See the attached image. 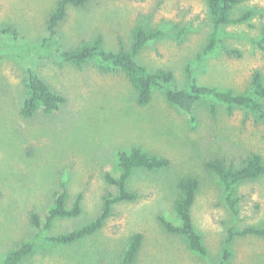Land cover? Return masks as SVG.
Wrapping results in <instances>:
<instances>
[{
    "label": "rangeland",
    "instance_id": "rangeland-1",
    "mask_svg": "<svg viewBox=\"0 0 264 264\" xmlns=\"http://www.w3.org/2000/svg\"><path fill=\"white\" fill-rule=\"evenodd\" d=\"M59 1L0 0V32L10 28L18 34L0 33V264L27 243L35 244V251L19 264H119L135 233L143 235L136 264H221L231 231L236 235L225 264H264V238L237 235L264 225V176L238 187L235 214L223 184L205 169L216 158L236 166L251 153L264 160V123L255 114L241 108L230 113L219 102L202 101L192 123L160 89L148 105L139 106L122 72L103 70L96 61L77 67L53 56L57 49L73 50L98 35L109 51H118L119 42L129 50L135 28L143 25L167 34L137 57L150 72L172 71L185 88L190 68L202 86L251 93L254 71L264 80V0H238L232 17L251 11V18L223 26L220 49L202 60L199 55L214 30L204 0H92L69 6L57 35L50 37L48 21ZM28 67L65 99L59 110L22 117ZM135 147L168 158L170 167L135 171L128 182L138 194L135 202L115 205L95 236L53 246L48 238L80 229L100 215L104 197L117 193L106 175L118 178L119 153ZM190 176L200 182L192 216L206 257L192 252L185 238L167 232L160 220L181 224L176 184ZM63 183L69 208L82 196V213L42 232L32 225L31 214L45 220Z\"/></svg>",
    "mask_w": 264,
    "mask_h": 264
},
{
    "label": "trees",
    "instance_id": "trees-1",
    "mask_svg": "<svg viewBox=\"0 0 264 264\" xmlns=\"http://www.w3.org/2000/svg\"><path fill=\"white\" fill-rule=\"evenodd\" d=\"M90 1L92 0H60L48 21L50 37L57 35V28L66 19L69 6L82 7ZM204 1L213 16L214 30L209 44L199 55L200 60L214 56L218 52L222 44L219 33L223 26L244 23L252 16V12L249 11L240 14L238 17H232V11L234 6L239 3L238 0ZM0 33L13 37L18 35L16 31L10 28L2 30ZM166 36L167 34L161 29H149L143 25H138L133 32L132 45L129 50H126L123 43L119 42L118 51H109L105 48L103 37L98 35L91 41L81 42L73 50L61 51L57 49L53 52V56L60 61L77 67L83 66L90 61H96L103 70L122 72L133 86L136 93V102L139 106L148 105L153 99L154 91L160 89L163 91L168 103L187 114L191 118L192 123H196L194 110L197 105L202 101L211 100L225 105L230 113L235 108L244 109L255 114L259 121L264 123V80L259 70L254 71L252 74L251 93L238 95L233 92H221L200 85L195 73L190 68H188V85L185 88H180L172 71L160 69L152 73L137 62L138 55L149 43ZM26 71L28 94L21 109L22 117L30 119L39 112L49 115L59 110L60 106L65 103V99L56 93L35 69L28 67ZM212 110L215 112L214 107ZM170 165L171 162L168 158L150 155L139 147H135L129 152L119 153L120 176L115 178L112 175H106L107 183L114 186L117 189V193L104 197L100 215L80 229L58 234L47 240L53 246L66 247L81 243L95 236L104 228L107 220L112 215L115 205L124 202H135L138 199V194L128 188V182L135 171H161L168 169ZM205 169L213 173L223 184L226 193V203L230 210L237 214V189L246 182L254 181L264 176V160L261 155L251 153L241 166H236L233 163L228 164L221 158H216L206 162ZM199 187L200 182L197 178L191 176L181 178L176 184L179 197L175 202V212L181 224L177 226L164 218L160 220L167 232L185 238L192 252L206 257V247L201 235L194 226L192 216ZM1 198L2 193L0 191V200ZM68 199L69 193L66 184L63 183L61 189L54 193L53 206L45 220H42L38 214L32 213L30 218L32 225L44 232L50 230L57 220L79 217L82 213V196L80 195L77 198L71 208L68 207ZM235 235L234 232H230L221 264H225L231 256L229 245ZM237 235L264 238V225L245 228L238 232ZM142 245L143 235L135 233L131 237L119 264H136ZM34 251L35 244H23L8 254L5 264H19L33 254Z\"/></svg>",
    "mask_w": 264,
    "mask_h": 264
}]
</instances>
